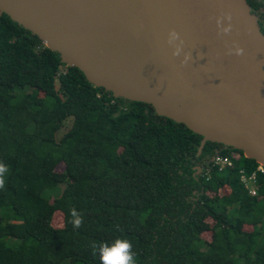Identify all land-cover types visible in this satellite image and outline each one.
Here are the masks:
<instances>
[{
    "label": "trees",
    "instance_id": "obj_1",
    "mask_svg": "<svg viewBox=\"0 0 264 264\" xmlns=\"http://www.w3.org/2000/svg\"><path fill=\"white\" fill-rule=\"evenodd\" d=\"M201 138L2 13L0 264H264V175L254 195L240 177L258 162Z\"/></svg>",
    "mask_w": 264,
    "mask_h": 264
},
{
    "label": "water",
    "instance_id": "obj_2",
    "mask_svg": "<svg viewBox=\"0 0 264 264\" xmlns=\"http://www.w3.org/2000/svg\"><path fill=\"white\" fill-rule=\"evenodd\" d=\"M114 96L264 165V34L247 0H0ZM201 170L200 166L196 167Z\"/></svg>",
    "mask_w": 264,
    "mask_h": 264
},
{
    "label": "built area",
    "instance_id": "obj_3",
    "mask_svg": "<svg viewBox=\"0 0 264 264\" xmlns=\"http://www.w3.org/2000/svg\"><path fill=\"white\" fill-rule=\"evenodd\" d=\"M215 163H218L220 165H231L232 160L228 156H222V155H216L213 159ZM257 171L264 175V165L261 163H258L255 170L250 171L247 173L245 169H240V177L242 182L244 183L245 187L248 189L250 194L256 193V177H257Z\"/></svg>",
    "mask_w": 264,
    "mask_h": 264
},
{
    "label": "flooded vegetation",
    "instance_id": "obj_4",
    "mask_svg": "<svg viewBox=\"0 0 264 264\" xmlns=\"http://www.w3.org/2000/svg\"><path fill=\"white\" fill-rule=\"evenodd\" d=\"M248 3L250 5L251 12L257 19L260 30L264 34V0H249Z\"/></svg>",
    "mask_w": 264,
    "mask_h": 264
},
{
    "label": "rangeland",
    "instance_id": "obj_5",
    "mask_svg": "<svg viewBox=\"0 0 264 264\" xmlns=\"http://www.w3.org/2000/svg\"><path fill=\"white\" fill-rule=\"evenodd\" d=\"M70 124V119L69 120H67L66 122H65V125L66 126H68ZM65 129V128H64ZM58 170H61L62 169V165H59L58 166V168H57ZM200 171L198 170H196V172L195 173H199ZM223 191H224V189H222V190H220L219 191V194H221V193H223ZM256 194V193H255ZM254 195V194H253ZM61 223H62V221H61V216L60 215H58V214H56L55 216H54V218H53V224L55 225V226H60L61 225ZM244 228L245 229H251V226H244Z\"/></svg>",
    "mask_w": 264,
    "mask_h": 264
}]
</instances>
